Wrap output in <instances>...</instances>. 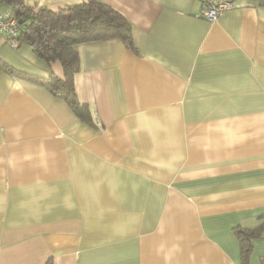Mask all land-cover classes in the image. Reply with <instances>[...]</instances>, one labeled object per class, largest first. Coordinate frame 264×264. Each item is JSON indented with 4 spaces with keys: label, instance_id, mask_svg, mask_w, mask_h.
I'll return each mask as SVG.
<instances>
[{
    "label": "crops",
    "instance_id": "obj_1",
    "mask_svg": "<svg viewBox=\"0 0 264 264\" xmlns=\"http://www.w3.org/2000/svg\"><path fill=\"white\" fill-rule=\"evenodd\" d=\"M102 1L133 49L78 46L93 126L0 70V264H241L235 231L264 224V6L235 0L207 22L200 0ZM0 61L63 77L2 37ZM251 244L249 264H264V230Z\"/></svg>",
    "mask_w": 264,
    "mask_h": 264
},
{
    "label": "trees",
    "instance_id": "obj_2",
    "mask_svg": "<svg viewBox=\"0 0 264 264\" xmlns=\"http://www.w3.org/2000/svg\"><path fill=\"white\" fill-rule=\"evenodd\" d=\"M204 5L221 0H200ZM234 2L235 0H227ZM264 6V0H257ZM0 4L11 9V16L24 22V30L17 37L20 44L31 48L32 52L45 64L58 62L63 77L50 74L39 78L18 72L0 61V70L31 79L63 99L74 115L82 122L92 125L89 109L81 104L75 94L74 75L79 69L78 46L85 43L119 39L127 49H133L132 28L129 22L102 0L84 2L51 11L46 8L34 10L22 0H0ZM264 224L257 228L235 231L240 249L241 264H249L252 251L251 241L260 236ZM47 264H51L47 262Z\"/></svg>",
    "mask_w": 264,
    "mask_h": 264
},
{
    "label": "built area",
    "instance_id": "obj_3",
    "mask_svg": "<svg viewBox=\"0 0 264 264\" xmlns=\"http://www.w3.org/2000/svg\"><path fill=\"white\" fill-rule=\"evenodd\" d=\"M233 2L221 0L205 4L197 18L207 22H214L226 10L232 8ZM25 24L21 20L10 15L0 14V37L6 40V43L13 49L19 45L17 37L24 30Z\"/></svg>",
    "mask_w": 264,
    "mask_h": 264
}]
</instances>
